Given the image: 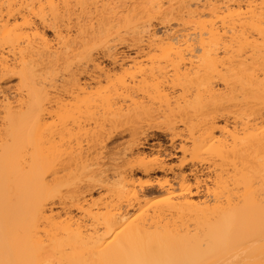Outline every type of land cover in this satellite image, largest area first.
<instances>
[{
    "label": "bare ground",
    "instance_id": "6f19581e",
    "mask_svg": "<svg viewBox=\"0 0 264 264\" xmlns=\"http://www.w3.org/2000/svg\"><path fill=\"white\" fill-rule=\"evenodd\" d=\"M0 264H264V0H0Z\"/></svg>",
    "mask_w": 264,
    "mask_h": 264
},
{
    "label": "rangeland",
    "instance_id": "374dc122",
    "mask_svg": "<svg viewBox=\"0 0 264 264\" xmlns=\"http://www.w3.org/2000/svg\"><path fill=\"white\" fill-rule=\"evenodd\" d=\"M48 31H49L50 33H49ZM46 33L48 34L49 37H52V36H51V35H52L51 30H47ZM107 64H108V63H107ZM14 80H15V81H14ZM11 81H12V82H11ZM13 81H14V84H13ZM16 81H17L16 79H11V80L7 81V83H6V89L9 90L10 93H14V89H13V87H14ZM10 82H11V83H10ZM9 83L12 84L13 86H12V85H8V87H7V84H9ZM4 85H5V84H4ZM4 85H3V86H4ZM9 86H10V87H9ZM159 128H160V129L163 128V130L161 129V131H160ZM155 129H156V128H152V129H150V132L153 131L154 134L156 135V137L153 138V139H150L148 142H150V141L153 142V141L156 140V141H160V143H161L162 145H163V142H164V145H163L164 148H166V149L169 148V149H167V150H169V151L172 150V149H171V147H172V146H171V142H169L170 139H169L168 137H165V138H164V135L167 136L166 133H165V134H161V133H164V132H165L164 127H158V130L156 129V131H155ZM147 130H149V128H146V131H147ZM158 131H159V132H158ZM122 135H123V134H120V135H117V136H119V137H121V138L124 137V139H121V138H119V137L116 136L115 138H113V139L110 141V143H109L110 146H111V143L114 142V139H115V141H117V140L120 139V140H121V143H123L122 140L125 141V140H126L125 138H128V136H129V132H128V133L125 132V134H124L123 136H122ZM160 135H161V136H160ZM158 136H159V137H158ZM129 137H130V136H129ZM162 137H163V138H162ZM116 138H117V139H116ZM160 139H161V140H160ZM166 139H167V140H166ZM120 140H119V141H120ZM127 140H128V139H127ZM162 140H163V141H162ZM151 142H150V143H151ZM118 143H119V142H118ZM165 144H168V145H165ZM176 144H179V141H177ZM147 146H148V147H147L146 149H148L149 151L146 150V149H145V151L150 152V150H151L150 147H149L150 144L147 145ZM169 146H171V147H169ZM170 152L173 153V150L170 151ZM172 161H173V160H170V163H171ZM174 162H176V160H174L172 163H174ZM152 192H153V191H152ZM152 192H150V193H151V194H155V197H156V196H157V193H152Z\"/></svg>",
    "mask_w": 264,
    "mask_h": 264
}]
</instances>
